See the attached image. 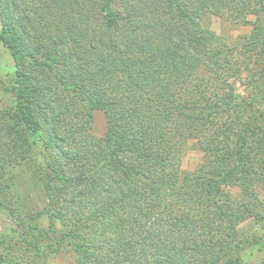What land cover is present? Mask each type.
<instances>
[{
  "label": "trees",
  "instance_id": "1",
  "mask_svg": "<svg viewBox=\"0 0 264 264\" xmlns=\"http://www.w3.org/2000/svg\"><path fill=\"white\" fill-rule=\"evenodd\" d=\"M208 13L253 15L242 46L204 28ZM0 42L13 65L0 71L12 98L0 107V209L22 228L13 238L42 254L67 245L74 264H248L238 226L264 227V0H0ZM187 146L204 155L192 171L180 167ZM25 175L43 195L35 211L18 190ZM41 216L54 242L29 239ZM27 253L19 261L33 264Z\"/></svg>",
  "mask_w": 264,
  "mask_h": 264
},
{
  "label": "rangeland",
  "instance_id": "2",
  "mask_svg": "<svg viewBox=\"0 0 264 264\" xmlns=\"http://www.w3.org/2000/svg\"><path fill=\"white\" fill-rule=\"evenodd\" d=\"M247 19L249 23H243L242 21H235L226 15H217L208 13L201 21V25L204 28L212 30L216 35L220 36L227 44L242 46L244 38L250 32L252 27L251 22L254 19L253 15H248ZM244 50V48H242ZM249 51H245L244 54L247 56ZM251 63L255 67H261V62H256L255 56H251ZM253 59V60H252ZM12 59L9 55L8 50L0 42V71L5 75L12 71ZM259 69V68H256ZM236 91L243 94L245 88L242 84L235 81ZM264 94V89L261 90ZM261 103H264V96L260 99ZM12 103L10 95L3 93L0 89V107H7ZM264 116V104L262 106ZM92 113V124L91 132L96 135H103L106 129L105 117L101 110L93 109ZM264 124V122H263ZM204 158L203 152L193 146H187L181 155L180 167L182 171H192L202 163ZM18 190L24 196L23 204L25 207L31 210H37L43 205V195L39 187L37 186L34 178L25 175L22 178L21 184L18 186ZM224 191L227 192L231 197L238 198L241 194L240 190L236 186H226ZM33 230L28 232L29 239L32 236L37 239L38 237H44L45 240L54 242L57 237V233L50 232L51 227L50 221L45 217L41 216L38 221H32ZM19 224L15 225L14 220L10 216V213L5 209H0V255L6 254L7 257L11 258L13 264H22L19 261L20 254L25 251L31 253L33 264H74V257L71 250L67 245H61L62 243L52 245L47 248V254H42L40 251L31 250L30 247L13 238L12 230H15L17 234L22 233V228ZM25 231L26 225L23 226ZM45 231H44V230ZM238 229L241 235H245L247 240L243 244L242 255L248 264H259L263 257V251L258 248V241L264 240V227H257L253 218H248L242 221ZM27 232V229H26ZM30 233V234H29ZM32 235V236H31ZM9 236V237H8ZM7 237V238H6ZM46 249V248H45ZM19 261V262H18Z\"/></svg>",
  "mask_w": 264,
  "mask_h": 264
}]
</instances>
